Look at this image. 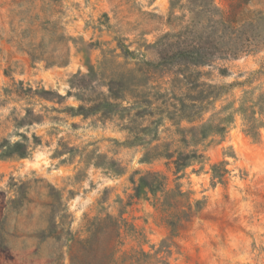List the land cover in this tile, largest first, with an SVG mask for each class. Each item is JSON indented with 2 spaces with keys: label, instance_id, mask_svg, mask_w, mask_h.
<instances>
[{
  "label": "rangeland",
  "instance_id": "obj_1",
  "mask_svg": "<svg viewBox=\"0 0 264 264\" xmlns=\"http://www.w3.org/2000/svg\"><path fill=\"white\" fill-rule=\"evenodd\" d=\"M171 1L0 0V143L30 145L25 157H0V264H70L72 240L42 238L49 222L83 240L106 213L136 225L145 250L158 247L169 233L163 213L145 188L134 191L151 171L202 207L172 239L170 264H264V124L253 137L238 112L223 134L197 133L264 92V19L252 51L162 64L158 40L190 22L185 0L173 10ZM230 2L213 0L223 11ZM247 7L264 11V0ZM206 24L194 39L211 40ZM108 87L119 96L114 110L68 109L107 97ZM192 149L202 156L173 173L169 155Z\"/></svg>",
  "mask_w": 264,
  "mask_h": 264
},
{
  "label": "trees",
  "instance_id": "obj_2",
  "mask_svg": "<svg viewBox=\"0 0 264 264\" xmlns=\"http://www.w3.org/2000/svg\"><path fill=\"white\" fill-rule=\"evenodd\" d=\"M55 5L58 0H51ZM180 0H172L170 8L173 10L175 3ZM250 0H231L228 9L223 11L218 9L213 0H185L184 6L190 15V22L185 26L186 32L169 33L163 35L157 42V45L163 47L161 52L162 64L178 62V64L205 65L214 61L215 56L219 58L237 57L240 54L247 53L256 48L254 39L259 37V33H254V29L259 21L264 19V11L250 10L247 5ZM209 21V27L214 35L209 40L206 35H198L193 38L192 29L204 31L206 23ZM188 31V34H187ZM183 37L186 44L181 47L167 45V40ZM191 39H189V37ZM181 66V65H180ZM224 72V69L221 70ZM109 95L95 101L92 105H78L76 108L68 107L74 115L85 116L88 113H95L102 110V115L107 111L114 110L117 103L112 100L119 99L116 93H113L108 87ZM240 112L246 126L245 131L251 136L258 135L259 127L264 122L260 118L264 114V92L260 93L255 101L249 105L241 103L240 106L230 111L224 117H220L218 122L202 124L198 128V135L206 138L209 130L216 134H223L228 125L234 121L236 113ZM258 114L259 117H255ZM195 134L196 128H190ZM27 139L25 135L22 136ZM34 142H38V137L33 136ZM186 141L185 138H183ZM0 143V157H25L30 151V145L26 141H15L14 143ZM202 156V153L196 149L188 152L177 151L175 156L169 155L173 165V173L178 172L191 162ZM218 164H213L211 169L214 177L223 178V174L217 171ZM226 172V169H223ZM140 187L145 188L154 198V206L163 213L165 223L168 226V236L162 239L158 247L152 245L151 250H145L142 247L144 235L134 225L122 217V213L113 216L106 213L102 218H96L92 222V229L88 230V236L83 240H74L69 238V231L64 232L60 228L58 233V224L55 221L49 222L48 231L42 234V238H53L55 240H72L69 245L70 264H170L168 258L170 255V245L172 239L179 235L187 223H190L201 210L199 200H192L190 192L183 191L180 184H175L173 188L168 187L166 176L158 171L146 172L139 177L138 183L134 187L135 194L138 195ZM157 193H160L157 196ZM54 208V206H52ZM62 227L61 225H59ZM137 241V245H127L128 241ZM63 243L61 242L60 247ZM4 240L0 234V248H5Z\"/></svg>",
  "mask_w": 264,
  "mask_h": 264
}]
</instances>
